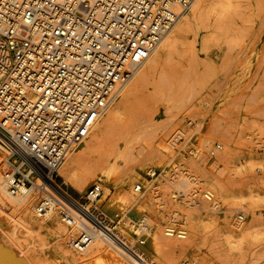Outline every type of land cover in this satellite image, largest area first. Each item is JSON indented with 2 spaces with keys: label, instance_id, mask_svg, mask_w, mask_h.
Instances as JSON below:
<instances>
[{
  "label": "bare ground",
  "instance_id": "bare-ground-1",
  "mask_svg": "<svg viewBox=\"0 0 264 264\" xmlns=\"http://www.w3.org/2000/svg\"><path fill=\"white\" fill-rule=\"evenodd\" d=\"M243 2L249 0H193L187 9L175 5L176 19L169 31L98 116L81 141L84 142L81 151L71 154L80 142L56 169L58 177L81 192L92 180L100 179L104 186L97 184L90 195L93 200L101 191H116L112 207L125 213L117 233L98 223L93 212L69 195L50 174L44 176L46 186L41 187L36 181L32 183L45 192V197L36 205L31 191L15 180L10 169L14 166L22 173L27 170L21 164L15 166L16 157L0 145V166L5 162L0 168V210L11 212L9 218L0 214V264H36L32 253L40 256L42 264H231L217 249L211 248L209 255L198 253L202 235L211 228L220 233L230 249L240 248L244 240L251 238L252 249H255L251 255L255 259L249 264H264V238H261L264 224L258 219L243 223L242 216L224 214L221 204L227 201L228 192L217 179L196 175L193 167L186 165V180L194 188L199 183H206L209 188L203 193V203L207 205L195 202L201 208L187 205L171 211L163 199L158 205L154 203V188L147 186L142 191L140 172L151 167L152 160L162 162L164 159L173 164L177 158L178 152L172 143L177 141L173 138L174 132L180 140L184 135L186 154L181 155L184 159L187 156L200 157V145L211 143V139L195 140L194 136H186L184 131L173 130L171 117H167L165 123H154L148 116L150 110L147 107L150 105L139 107L141 112L137 115L130 107V101H135L148 87L163 102H167V98H180L200 91V86L193 85V81L204 74V64L199 61L196 46L191 41L198 35L201 36L200 50L206 54L213 42L220 38L224 40L221 74L232 70L229 72L231 83L234 77L245 75L255 47H264V44L260 45L264 37V0L256 1L253 6L255 17L249 20H244L242 15ZM171 131L173 133L169 136ZM113 132L118 138L111 149L105 151L103 141L108 134L114 135ZM131 138L140 145L137 155L133 152ZM139 187L141 190L136 191ZM175 187L179 189L180 186ZM134 190L142 192L136 194ZM204 194L212 199L206 200ZM37 211L42 213L41 216ZM177 217L180 218L177 230L170 225L163 229L164 221L172 223ZM6 223L9 224L8 232H2ZM135 225L144 235V239L139 240L141 246L138 250L152 263H146L134 250L136 240L132 228ZM23 231L30 236L37 251L32 252L21 243ZM44 232L50 235L49 241L43 240Z\"/></svg>",
  "mask_w": 264,
  "mask_h": 264
},
{
  "label": "built area",
  "instance_id": "built-area-1",
  "mask_svg": "<svg viewBox=\"0 0 264 264\" xmlns=\"http://www.w3.org/2000/svg\"><path fill=\"white\" fill-rule=\"evenodd\" d=\"M192 2L0 0V141L27 170L12 166L16 181L55 176Z\"/></svg>",
  "mask_w": 264,
  "mask_h": 264
},
{
  "label": "rangeland",
  "instance_id": "rangeland-1",
  "mask_svg": "<svg viewBox=\"0 0 264 264\" xmlns=\"http://www.w3.org/2000/svg\"><path fill=\"white\" fill-rule=\"evenodd\" d=\"M256 1L243 2L242 15L244 20L255 17L253 6H255ZM240 22L238 23L239 26L241 25ZM200 37L198 35L194 38L195 40L191 39L192 42L194 41L195 50L199 54V61L204 64L202 68L204 74L199 76L198 80L195 78L193 81V85L200 86V91L180 98H167L168 101L163 102L157 98L156 92L148 87L138 98H135V101H130V107L137 115L141 112L139 107H144L146 104V108L150 105L149 108L147 107L150 113H147L154 123H165L167 117H171L174 121L173 130L184 131L186 136H194L195 140L203 137L210 138L211 143L200 145L202 150L200 157L191 158L187 156L184 159V157L181 158V155L186 154L183 145L184 135L183 140H180L179 135L174 132V136H172L177 141L174 142L173 140L172 143L175 144L173 148L178 152L177 158L173 164L164 159L162 162L152 160L151 167L140 172L142 191L147 186L154 188L155 193L153 192V194L156 197L154 203L157 202L158 205L163 199L167 206L171 207V211L187 205L201 208L199 207L200 204L195 202L206 204L203 203V193L207 192L209 188L206 183H199L194 188L186 180L184 173H186V165L190 164L196 175H204L205 178L210 179L215 178L225 187L228 198L224 204H221L225 211L224 214L231 217L242 216L241 222L243 223L258 219L260 223L264 224V47H255L250 55L248 71L239 78L234 77V81L231 83L232 75L230 76L229 72L232 70L221 74L226 46L224 40L220 38L213 42L206 54L200 50ZM262 44H264V37L260 45ZM216 123L218 125L214 128ZM172 131L169 136L173 133ZM113 134H108L103 141L105 151H109L118 138L115 132ZM86 140L88 137L85 138ZM131 144L134 154L137 155L140 145L134 139H132ZM0 145L5 147L1 141ZM83 146L84 142H81L72 150L71 154H78ZM4 163H2V167ZM14 164L15 166L20 165L17 159H15ZM149 169H151L150 172H148ZM154 172L156 174L152 177ZM53 180L81 205L88 208L91 213L93 212L94 216L99 215L98 218L105 225L112 228L116 233L120 230L122 221L125 219V213L112 207L115 190H108L107 193L101 191L100 196L93 200L90 198V194L96 190L97 184L104 186L100 179L92 180L83 192L65 183L63 179L57 176V172ZM31 182L33 183L35 180L31 179ZM36 183L41 187L46 186L43 181L38 180ZM135 183L137 182L133 184ZM175 185L180 186L179 189ZM25 187L35 197L36 205L45 197V192L33 184L32 186L25 185ZM141 192L134 190L136 194ZM154 207L157 210L158 207L156 205ZM37 212L41 216L42 213ZM0 214L9 218L11 212L0 210ZM179 222L180 218L177 217L172 223L164 221L162 227L164 229L166 225H170L174 230H177ZM8 228L9 224L6 223L1 230L8 232ZM132 230L136 240L134 250L143 256L146 263H152L150 258L138 250V247L141 246L139 240L144 239L141 228L135 225ZM42 237L46 241L51 239L47 232H44ZM261 238H264V235ZM20 239L21 243L27 245L32 252L37 251L33 248L32 239L24 231L20 235ZM251 244L252 239L248 238L242 242L240 248L230 249L220 233L211 228L202 235L198 253L209 255L210 249L214 248L220 254L225 255L226 260L231 264H249L255 259V256L251 255L255 251ZM32 256L36 264H42L38 254L32 253ZM253 264H260V262Z\"/></svg>",
  "mask_w": 264,
  "mask_h": 264
}]
</instances>
